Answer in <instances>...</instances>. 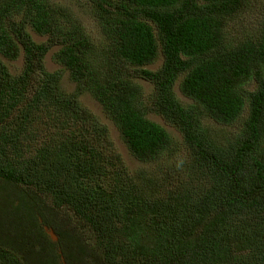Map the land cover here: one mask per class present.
<instances>
[{
    "label": "trees",
    "instance_id": "1",
    "mask_svg": "<svg viewBox=\"0 0 264 264\" xmlns=\"http://www.w3.org/2000/svg\"><path fill=\"white\" fill-rule=\"evenodd\" d=\"M253 4L0 0V264H264V13L234 31Z\"/></svg>",
    "mask_w": 264,
    "mask_h": 264
},
{
    "label": "rangeland",
    "instance_id": "2",
    "mask_svg": "<svg viewBox=\"0 0 264 264\" xmlns=\"http://www.w3.org/2000/svg\"><path fill=\"white\" fill-rule=\"evenodd\" d=\"M254 4L252 5V13L249 14H245L242 15L238 22L236 21L235 24L237 25V28L234 29V31L236 33H240L242 31H244L245 27L247 26L248 28H254L255 26H257V20L261 17V15L264 13V2L260 1V0H253ZM263 10V11H262ZM84 24L85 26L88 28V30L93 34V35H97L98 31H97V26H96V22L94 21V19L92 17H89L88 15H84ZM249 25V26H248ZM35 38L37 40H44V37H40L38 35H34ZM55 49L51 50L47 56H46V64H47V68L50 69L51 71H55L58 70V68H60V66L54 62L53 60V52ZM22 63H23V58L20 57L18 60L16 61H8V66L9 68L14 72L17 73L21 70L22 67ZM161 64V59H159L155 64L151 65V67L153 69H156L159 65ZM64 87L67 90H72L74 88L73 83H71L68 79V75L65 74L64 75ZM179 82L180 80L177 82L176 84V91H177V95L178 97L184 102V103H188L190 102V99L188 97H186L181 90L179 89ZM143 85L145 86L146 92L150 93V91L152 90L153 86L150 83H147L145 81H143ZM82 102L84 104H86L90 109H92L98 116L99 118L106 123L112 133V140L115 144V146L117 147L118 151L121 153L125 163L130 167V169L132 171L138 170L140 169V167L142 168L144 166V164L140 163L137 159H135L130 153L129 150L127 149L126 145L124 144L122 138L120 137L119 131L117 130V128L115 127V125L107 118V116L104 114V111L101 107V105H99V103L97 101H95L90 95H85L82 98ZM151 118L157 120L158 122L162 123L170 132L171 134L176 137V139L181 140L182 136L179 130H177L174 126H172L169 123H166L161 116L159 115H155V114H151L150 115ZM205 121L212 126L213 124H215V122L211 119V118H205Z\"/></svg>",
    "mask_w": 264,
    "mask_h": 264
},
{
    "label": "water",
    "instance_id": "3",
    "mask_svg": "<svg viewBox=\"0 0 264 264\" xmlns=\"http://www.w3.org/2000/svg\"><path fill=\"white\" fill-rule=\"evenodd\" d=\"M48 232L51 234V236L54 240L58 239V237H57V235L53 229H48Z\"/></svg>",
    "mask_w": 264,
    "mask_h": 264
}]
</instances>
